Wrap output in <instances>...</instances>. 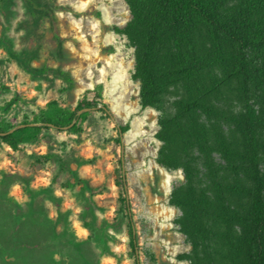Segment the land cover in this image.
<instances>
[{
    "label": "trees",
    "instance_id": "16d2710c",
    "mask_svg": "<svg viewBox=\"0 0 264 264\" xmlns=\"http://www.w3.org/2000/svg\"><path fill=\"white\" fill-rule=\"evenodd\" d=\"M9 1L2 0L4 5ZM22 1L31 28L48 17L54 5L52 0ZM126 2L132 17L114 29L134 48L132 78L140 84L142 109L162 112L157 162L184 173L169 198L181 212L176 223L191 246L179 257L190 264H264V0ZM26 38L32 41L30 31ZM5 48L26 69L27 55L38 50L27 47L21 52L8 43ZM102 91V84L86 89L75 109L53 101L34 117L38 125L12 132L14 124L0 112V132H6L0 138L19 149L49 124L80 130L90 112L79 110L101 104L109 114ZM128 128L120 127L122 133ZM72 173L83 187L80 215L90 235L79 239L70 228L65 237L43 243V257L34 260L26 256L33 227L45 229L53 222L42 200L59 198L50 189L32 187L24 175L0 170V206L5 211L0 217L1 259L11 256L12 264H103V255H115L106 221L97 222L92 196L100 188ZM15 184L28 192L27 202L10 193ZM120 184L125 186L123 177ZM119 199L135 264H141L125 189Z\"/></svg>",
    "mask_w": 264,
    "mask_h": 264
},
{
    "label": "rangeland",
    "instance_id": "374dc122",
    "mask_svg": "<svg viewBox=\"0 0 264 264\" xmlns=\"http://www.w3.org/2000/svg\"><path fill=\"white\" fill-rule=\"evenodd\" d=\"M52 1L50 15L34 28L28 24L22 0L0 2V90L5 86L0 91L1 114L14 127L36 126L34 117L48 110L53 101L75 109L84 91L97 84L103 85L109 114L99 104L87 111L80 130L49 124L19 149L0 138V170L24 175L32 187L50 189L59 198L57 202L42 200L53 222L45 229L33 227L26 256L42 258L43 243L65 237L70 228L79 239L90 235L80 215L85 204L80 196L82 184L72 173L76 172L100 188L92 196L97 222L106 221L112 235L108 243L115 252L103 255V264H135L129 227L118 212L124 189L141 264H190L179 257L191 246L176 223L181 212L169 202L172 189L184 181V173L157 162L161 142L156 133L162 112L154 107L142 109L140 84L132 78L134 48L114 29L124 27L132 17L126 0ZM28 31L32 35L29 43ZM7 43L21 52L38 48L27 55L29 68L9 56ZM126 125L128 130L122 133L120 127ZM124 173L127 187L120 184ZM10 193L20 202L29 200L21 184L13 185ZM85 194L90 197L89 192ZM4 212L0 206V217ZM11 261V256L0 258V264Z\"/></svg>",
    "mask_w": 264,
    "mask_h": 264
},
{
    "label": "water",
    "instance_id": "95a60500",
    "mask_svg": "<svg viewBox=\"0 0 264 264\" xmlns=\"http://www.w3.org/2000/svg\"><path fill=\"white\" fill-rule=\"evenodd\" d=\"M95 108H96V107H86V108H83V109H81V110L78 111V114H81V113H84V112L90 111V110L95 109ZM26 125H30V124H19L17 127H13L12 129H10L9 132H12V131H14V130L17 129V128L24 127V126H26ZM4 134H6V132H0V135H4ZM123 178H124V182H125V187H127V185H126V175H125V173H124V175H123ZM127 201H128L129 206H130V202H129V198H128V197H127Z\"/></svg>",
    "mask_w": 264,
    "mask_h": 264
}]
</instances>
